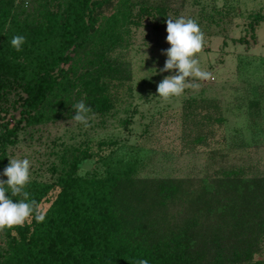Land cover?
<instances>
[{"label": "rangeland", "instance_id": "374dc122", "mask_svg": "<svg viewBox=\"0 0 264 264\" xmlns=\"http://www.w3.org/2000/svg\"><path fill=\"white\" fill-rule=\"evenodd\" d=\"M67 1L14 0L13 13L16 19H43ZM93 15L90 42L71 53L65 67L71 81L110 64L111 70L100 74L103 90L85 89L65 77V88L44 104V118L23 121L16 141L6 144L8 164L26 158L30 179L55 182L77 156V175L104 176L114 170L133 178L182 179L198 197L218 178L229 177L228 198L244 203L246 214L263 211L256 195L264 187V0H107ZM180 17L194 20L204 34L194 58L211 76L187 78L200 87L165 101L157 85L178 71L160 72L167 59L162 50L171 47L167 19ZM17 97L13 91L0 106V132L3 124L11 127L19 118ZM81 100L92 109L87 126L72 119V105ZM102 100L107 109L99 106ZM58 189L40 203V214ZM166 209L174 225L200 212L198 204L181 200ZM200 214V221H213L205 218L208 212ZM220 217L217 213L216 220ZM3 243L0 230V247ZM257 246L252 260L243 264H264V235Z\"/></svg>", "mask_w": 264, "mask_h": 264}, {"label": "trees", "instance_id": "16d2710c", "mask_svg": "<svg viewBox=\"0 0 264 264\" xmlns=\"http://www.w3.org/2000/svg\"><path fill=\"white\" fill-rule=\"evenodd\" d=\"M106 1L69 0L61 11H47L43 19H16L14 0H0V106L16 91L21 107L14 125L3 124L0 132V180L8 179L3 175L6 144L16 141L23 121L42 120L48 97L65 88V77L70 81L65 65L73 59L71 53L90 42L93 11ZM130 23L138 25L140 19ZM16 35L26 38L20 51L11 45ZM104 65L95 75L70 82L101 92L100 74L111 70L110 64ZM99 106L107 109L108 103L102 100ZM78 162L74 157L55 182L29 179L23 192L29 202L35 201L34 210L24 224L3 229L0 264H136L139 259L149 264H243L257 251L264 235V210L246 214L244 203L228 198L229 177L218 178L198 197L182 179L133 178L114 170L104 176H80ZM55 187L57 193L40 214L38 206ZM261 188L256 198L264 203ZM6 195L14 202L24 199L23 193L12 196L10 189ZM175 200L198 204L213 221H200L198 212L171 224L166 206ZM37 215L43 219L38 221Z\"/></svg>", "mask_w": 264, "mask_h": 264}, {"label": "clouds", "instance_id": "9594fccd", "mask_svg": "<svg viewBox=\"0 0 264 264\" xmlns=\"http://www.w3.org/2000/svg\"><path fill=\"white\" fill-rule=\"evenodd\" d=\"M27 6V4H26ZM167 42L171 47L162 50L166 55L164 67L160 72L178 70L175 75L164 77L157 85L158 96L169 101L172 97H179L186 88L196 90L200 87L197 83L186 82L187 78L195 77L200 80H207L211 73L201 70L195 55L203 47L204 34L199 25L192 19L180 17L167 19ZM26 38L23 35L13 36L11 45L17 51L21 50ZM75 115L72 119L87 126L88 113L92 111L86 106L83 100L72 105ZM30 161L28 159H9L8 166L4 169L3 175L7 176L6 181L0 180V230L22 225L28 220L34 210L35 201H28V193L23 192L25 185L30 179ZM11 190L12 196L23 193L24 199L14 202L6 193ZM38 221L43 217L37 215ZM136 264H149L147 259H139Z\"/></svg>", "mask_w": 264, "mask_h": 264}]
</instances>
